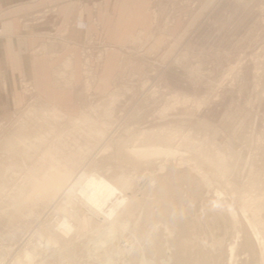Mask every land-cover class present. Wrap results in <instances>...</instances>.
Wrapping results in <instances>:
<instances>
[{"label": "rangeland", "instance_id": "1", "mask_svg": "<svg viewBox=\"0 0 264 264\" xmlns=\"http://www.w3.org/2000/svg\"><path fill=\"white\" fill-rule=\"evenodd\" d=\"M141 2L148 38L87 29L70 114L18 80L0 120V264H264V0ZM56 169L119 190L99 211L45 189Z\"/></svg>", "mask_w": 264, "mask_h": 264}, {"label": "crops", "instance_id": "2", "mask_svg": "<svg viewBox=\"0 0 264 264\" xmlns=\"http://www.w3.org/2000/svg\"><path fill=\"white\" fill-rule=\"evenodd\" d=\"M49 7L54 10L47 12ZM145 11L141 0H0V120L20 105L19 79L30 81L42 98L70 114L67 109L74 107L82 87L87 34L74 28L73 21L80 18L91 34L124 46L148 38ZM156 45L154 41L151 47ZM116 57L117 52L108 53L103 72L115 65Z\"/></svg>", "mask_w": 264, "mask_h": 264}, {"label": "bare ground", "instance_id": "3", "mask_svg": "<svg viewBox=\"0 0 264 264\" xmlns=\"http://www.w3.org/2000/svg\"><path fill=\"white\" fill-rule=\"evenodd\" d=\"M77 20L82 21V19H80V18H77ZM76 21L73 24L74 28H76L77 30H80V31H86L87 30V23H86L85 29H82V28H79V27L76 26ZM136 151H138L140 153H144V154L146 152L147 153L148 152H156V153L162 152V150L159 149L158 147L152 148V149L151 148H140V149H138ZM164 153L165 154H170V153H173V151L171 149H168V150H165ZM8 168L10 169V167H8ZM46 171H48V170H46ZM49 171H51V170L49 169ZM65 176H66L65 172L61 173L58 169H56V171L54 173H52V172L50 173V175L48 177L49 180L46 181V182H43L42 185L44 186L45 189H49V191H53L52 189H57V188H60L62 185H65L66 190L68 191V193L70 192V193L75 194L78 198H81L84 202L88 203L89 205L94 206L99 211H103V207H104V204L106 203V201L113 194H115V192L117 190H119V186L118 185L113 183L108 177L102 176L101 174H90V173L80 172L78 175H74V176H70V177L68 176L69 181L65 180L66 182L64 181ZM63 182H64V184H63ZM43 186H42V188H43ZM49 191H47V192H49ZM122 203H123L122 200L118 201V203H116L115 206L110 208L105 213V218L113 219L114 221H116L115 219L118 217L117 209ZM69 213L72 214L70 211H69ZM69 213L67 212V214H69ZM108 224H110V223H108ZM61 225H62V228H65V229L67 228V225L69 226V228L72 227L71 224L67 223L66 221L61 223ZM109 230H111V231L113 230L114 231L113 225H111V227H109ZM158 231H160V230H158ZM60 234L62 236L66 237V233H64L63 231L60 232ZM254 234H255L256 238H260L259 232L257 230L254 231ZM111 237H114V236H111ZM152 239H153V237H152ZM219 243H218V245H219ZM98 247H99V251L98 252H100V251L102 252V251H105L107 249L116 248L117 253H119L120 248L127 249L128 251H129V248H130L126 244H123L121 246L116 244L114 246L111 242L107 243L105 241H99L98 242ZM231 250L232 249H229V251H231ZM143 256H144V254H143ZM144 257H146V256H144ZM26 259H28V262H30L31 256H29V254H26ZM106 260L107 261H105L104 264H114L113 263L114 261H111L110 259H106ZM145 260H147V258H145Z\"/></svg>", "mask_w": 264, "mask_h": 264}, {"label": "built area", "instance_id": "4", "mask_svg": "<svg viewBox=\"0 0 264 264\" xmlns=\"http://www.w3.org/2000/svg\"><path fill=\"white\" fill-rule=\"evenodd\" d=\"M76 26L79 27V28L85 29L86 22L84 20H82V21L77 20L76 21Z\"/></svg>", "mask_w": 264, "mask_h": 264}]
</instances>
